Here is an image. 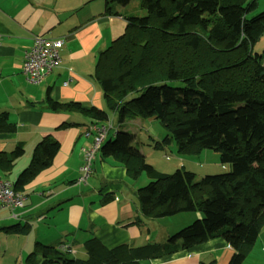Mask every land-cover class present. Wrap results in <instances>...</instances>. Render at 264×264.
<instances>
[{
  "label": "trees",
  "instance_id": "trees-1",
  "mask_svg": "<svg viewBox=\"0 0 264 264\" xmlns=\"http://www.w3.org/2000/svg\"><path fill=\"white\" fill-rule=\"evenodd\" d=\"M129 1L105 0V12L113 13L111 4ZM138 2L145 14L128 16L122 35L99 53L95 64L93 77L106 110L48 97L50 107L73 110L90 123L108 124V112H117L120 123L127 118L156 119L167 132L156 147L173 141L180 155L211 150L229 169L201 178L184 167L157 172L133 147L131 134L120 128L105 138L98 153L122 163L131 178L154 174L137 189L142 212L152 218L184 212H199L201 217L162 244L107 249L91 238L84 259L70 256L61 243L36 242L28 264H144L217 237L234 250L227 264H242L264 224V41L255 49L264 34V10L250 15L256 0ZM13 128L7 112H0V132ZM58 149L57 140L43 136L16 179H2L22 193L26 183L51 165ZM22 154L21 145L0 153V167L11 169ZM7 231L26 235L29 226L17 222Z\"/></svg>",
  "mask_w": 264,
  "mask_h": 264
},
{
  "label": "crops",
  "instance_id": "crops-1",
  "mask_svg": "<svg viewBox=\"0 0 264 264\" xmlns=\"http://www.w3.org/2000/svg\"><path fill=\"white\" fill-rule=\"evenodd\" d=\"M131 3L132 0L126 5L111 4L113 13L108 14L105 0H0V112H7L14 124L12 131L0 132V153L11 152L17 145L23 148L11 169L0 167V178L13 182L43 136L50 135L59 142L51 165L22 187L24 207L12 211L0 206L2 252H12L16 240L11 236H20L21 253L31 238L33 248L36 242L61 243L70 248L71 252L66 251L70 256L84 259L86 243L91 238L107 249L120 244L139 248L166 243L171 234L189 224L186 221L180 227L173 226L167 217L145 215L137 195V189L144 186L137 184L143 174L137 178L127 176L123 164L112 157L103 158L97 153L87 182H76L83 150L92 142L91 136L84 135L90 121L73 110H54L47 101L50 97L106 110L93 77L94 68L99 53L124 32L126 18L137 14V9L128 11ZM35 35L60 38L63 42L58 66L38 84L27 82L21 68L24 51ZM108 113L110 118L111 113L117 115ZM136 120L118 121L117 127L111 122L114 130L112 134L109 130L106 139L123 128L131 134L135 147L138 130L132 122ZM139 152L147 161L144 151ZM173 160L175 168L178 161ZM150 177L147 174V180ZM193 214L194 219L201 217L199 212ZM17 222L29 226L26 235L8 233V226ZM160 222L163 224H156ZM233 251L223 238L217 237L143 263L227 264ZM248 259L252 264H264V224L242 264Z\"/></svg>",
  "mask_w": 264,
  "mask_h": 264
},
{
  "label": "rangeland",
  "instance_id": "rangeland-1",
  "mask_svg": "<svg viewBox=\"0 0 264 264\" xmlns=\"http://www.w3.org/2000/svg\"><path fill=\"white\" fill-rule=\"evenodd\" d=\"M132 9H137L135 13L139 15L145 14V10L143 8H140L138 0H132L131 5L128 7V11ZM262 10H264V0H256L255 7L251 11L250 15H254ZM263 41H264V34L256 44V48H255L256 50L261 49ZM173 84L179 85L178 82H173ZM111 122H113L114 127H117L118 124L117 115H112L111 113V118L109 123ZM132 125L133 126L137 125V128L134 129L138 130L136 133L134 132L138 139V142L135 147L138 150L142 149L144 151V153L146 154L147 161L154 167V170H156L157 172L160 170L167 173H172L176 168L184 167L186 170L195 173L197 178H201L206 175L223 173L228 171L229 169L228 165L220 164L218 153L211 150H203L202 153H200L198 156L179 155L176 149V145L173 141L161 147H156L155 142L160 141L167 133L165 129L160 125L159 121L156 119L137 118L136 121L132 122ZM109 130L111 131L112 134V131L114 129L111 127ZM131 131L133 132V130ZM148 137H150V139ZM173 159H176L178 161L177 164L178 166L176 165L177 167L175 168H173L175 161ZM142 174H143L142 177H140L138 179L139 181L137 182V184H139L140 186L145 185L149 180L154 179V177L153 178L150 177L147 180L146 177L148 173L144 172ZM149 175L154 176V174H149ZM193 213L194 212H185L177 215L176 217H172V219H170L171 217H167V218H169L168 220H171L173 226H179L182 225V223H185L186 221H187L186 223H191L190 221H193L194 219ZM155 222L153 223L154 224L153 226H155ZM156 224L161 225L163 223L160 222ZM155 228H153L154 232L156 231L154 230ZM11 237L16 240V246L12 252L11 249H9L7 253L4 251L2 252L0 250V264H28L26 259H27V255L33 250L32 239L31 238L28 239V246L26 247V250L23 253H21L20 251L21 243L18 242V238L22 239L23 237L20 236H11ZM252 263H253L252 260L248 259L245 264H252Z\"/></svg>",
  "mask_w": 264,
  "mask_h": 264
},
{
  "label": "built area",
  "instance_id": "built-area-1",
  "mask_svg": "<svg viewBox=\"0 0 264 264\" xmlns=\"http://www.w3.org/2000/svg\"><path fill=\"white\" fill-rule=\"evenodd\" d=\"M62 44L60 38H51L44 35H35L32 38L31 46L24 51L21 66L27 82L41 83L58 66ZM110 126L111 123L101 122H93L87 125L84 135L91 136L92 142L83 150L78 182L85 183L87 181L96 154L99 152ZM25 200L24 194L14 191L9 181L0 178V206L18 208L23 206ZM61 249L71 251L70 248L64 245L61 246Z\"/></svg>",
  "mask_w": 264,
  "mask_h": 264
},
{
  "label": "bare ground",
  "instance_id": "bare-ground-1",
  "mask_svg": "<svg viewBox=\"0 0 264 264\" xmlns=\"http://www.w3.org/2000/svg\"><path fill=\"white\" fill-rule=\"evenodd\" d=\"M108 121H110V120H108Z\"/></svg>",
  "mask_w": 264,
  "mask_h": 264
}]
</instances>
